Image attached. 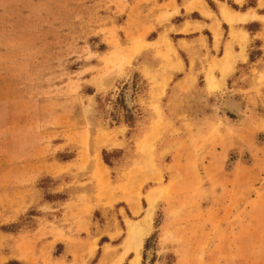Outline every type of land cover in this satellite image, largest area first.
<instances>
[{"label":"rangeland","instance_id":"1","mask_svg":"<svg viewBox=\"0 0 264 264\" xmlns=\"http://www.w3.org/2000/svg\"><path fill=\"white\" fill-rule=\"evenodd\" d=\"M180 1L0 0V264H131L150 196L140 264H264V5Z\"/></svg>","mask_w":264,"mask_h":264},{"label":"bare ground","instance_id":"2","mask_svg":"<svg viewBox=\"0 0 264 264\" xmlns=\"http://www.w3.org/2000/svg\"><path fill=\"white\" fill-rule=\"evenodd\" d=\"M239 1H241V0H239ZM261 3L263 4L264 0H262ZM185 7H186V10L188 12H193V11L200 12L204 17L213 21L211 30H212V33L214 35V39H215L216 43H219L221 41V37H222L221 20L219 17H217L209 9L205 0H193L191 2H188L185 5ZM220 15H221V18L231 26H234L235 24H239V23H246L251 18H257L258 17L257 14H253L252 16H250L249 14H246V13L236 12L225 4L221 5V7H220ZM191 27L192 26L189 23L186 24L184 31L187 32ZM200 28H201V26L197 22L192 27V29H194V30H197ZM233 36H235L234 33H233ZM242 36H243V39L246 40L248 35L246 32H243ZM169 48H170L171 52L174 53V50L172 48V44L170 42H169ZM225 56H226L225 57L226 64L229 66L228 70L231 71L230 68L233 70V68L236 64V61L234 60V53L232 52L231 47L227 48ZM240 57L243 58L244 57L243 54L240 55ZM176 64L179 66V69L182 70L183 61L178 59ZM167 66L169 68L172 67V63L170 60H169V63ZM175 72H176V70H175ZM226 72H228V71H226ZM226 72H225V74H226ZM163 94H164V90L161 91V93L159 95H163ZM157 108H158V112L160 113V109L158 106H157ZM148 150H150V156H149L150 164L149 165L151 167V171L155 176H157L161 179L160 172H159V170H157V167H156L157 165H155V161H154V157H153V146H151V149H148ZM147 172H149V171H147ZM136 193H138V191ZM148 202H149V204H148V207L146 208V212L144 213V215L139 220L131 221L130 219H128L127 225H128L129 238H128L127 243L125 245V257L130 253L132 255H134V258L130 262L131 264H140L141 249L144 245L145 239L148 237V235L150 234V232L152 230V222H153V216H154V212H155V206L157 204V199L153 196H150L148 199ZM140 210H141L140 205L137 204L133 211L135 212V214H139Z\"/></svg>","mask_w":264,"mask_h":264},{"label":"crops","instance_id":"3","mask_svg":"<svg viewBox=\"0 0 264 264\" xmlns=\"http://www.w3.org/2000/svg\"><path fill=\"white\" fill-rule=\"evenodd\" d=\"M191 1H193V0H181V1H180L181 4H182V8H183V9L185 10V12H186V15L190 16V15H192V14L198 13V14H199L201 17H203L204 19L209 20L210 23H202V21H200V20H198V19H196V20H198V21H195L194 19H192V20H186V21H183L182 23H180L179 25H175V27L178 28L177 32H178V33H182V34H189V33L201 32V31L207 26L208 29L210 30V32L212 33V30H211V27H212V24H213V21H212V20H210V19L204 17L200 12H197V11L188 12V11L186 10L185 5H186L188 2H191ZM236 1H239V0H236ZM205 2H206V0H205ZM261 2H262V0H260V5L263 6L264 3L262 4ZM221 5H223V3L218 2L219 16L215 14V15H216L217 17H219V18H221V15H220V7H221ZM209 9H210V8H209ZM210 10H211V9H210ZM211 11H212V10H211ZM246 14H249V13H246ZM177 15H178V14H176V16H177ZM257 15H258V14H257ZM260 17H261V16L258 15L257 18H260ZM221 20H222L223 22H225L222 18H221ZM256 20H257L256 18H251V19L248 20V22H246V23H239V24H235L234 26H231V25H229V24L226 23V22H225V23L228 24V25L230 26V28H232V31H235L237 25H240V24L245 25V24H248L250 21H256ZM196 22H197L198 24H200L201 28H200V29H197V30H194V29H192V27L194 26V24H195ZM188 23H189L192 27H191L187 32H185V31H183V30H184L186 24H188ZM221 24H222V23H221ZM234 27H235V28H234ZM221 31H222V29H221ZM233 33H235V32H233ZM241 33H243V31H242ZM212 35H213V33H212ZM241 35H242V34H241ZM247 35H248V34H247ZM236 36H237V35H236ZM236 36H235L234 38L237 39ZM242 37H243V36H242ZM213 38H214V35H213ZM221 38H222V37H221ZM179 40L182 41V40H184V38H183V37H179ZM242 42H243V44H246V40H244L243 38H242ZM214 43H215V48H218L220 42H219V43H216V41H215V39H214ZM229 47L232 48V52L234 53V51H233V46L230 45Z\"/></svg>","mask_w":264,"mask_h":264}]
</instances>
